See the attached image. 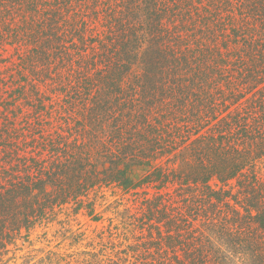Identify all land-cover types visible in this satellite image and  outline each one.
Returning a JSON list of instances; mask_svg holds the SVG:
<instances>
[{
	"label": "trees",
	"instance_id": "trees-1",
	"mask_svg": "<svg viewBox=\"0 0 264 264\" xmlns=\"http://www.w3.org/2000/svg\"><path fill=\"white\" fill-rule=\"evenodd\" d=\"M262 159L264 0H0V256L114 184L50 264H261Z\"/></svg>",
	"mask_w": 264,
	"mask_h": 264
},
{
	"label": "rangeland",
	"instance_id": "rangeland-1",
	"mask_svg": "<svg viewBox=\"0 0 264 264\" xmlns=\"http://www.w3.org/2000/svg\"><path fill=\"white\" fill-rule=\"evenodd\" d=\"M259 162V173L264 177V159ZM232 185L233 182L229 193L236 194L238 187ZM145 190L149 192L148 194L153 192L152 188L145 187ZM141 191L142 189L122 190L114 184L93 188L90 197L93 203L92 215L97 216L96 220L84 209L74 211L70 204L56 207L54 213L47 215L30 228L27 237L24 236L15 244L9 245L8 251L5 250L0 256V264H50L54 260V255L89 250L90 247L87 245L92 243V240L94 242V232L117 225L120 221L119 214L127 208L138 213L140 200L144 194ZM136 232L141 233L137 228ZM128 241H134L132 235L123 243L126 244ZM260 262L264 263V258L260 259Z\"/></svg>",
	"mask_w": 264,
	"mask_h": 264
}]
</instances>
